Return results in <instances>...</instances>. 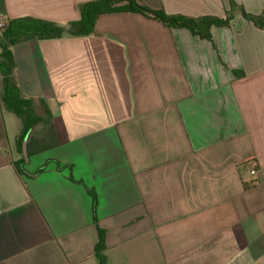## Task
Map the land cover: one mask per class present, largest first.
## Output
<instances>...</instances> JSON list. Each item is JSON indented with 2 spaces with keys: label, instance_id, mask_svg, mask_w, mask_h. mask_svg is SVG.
Masks as SVG:
<instances>
[{
  "label": "crops",
  "instance_id": "1",
  "mask_svg": "<svg viewBox=\"0 0 264 264\" xmlns=\"http://www.w3.org/2000/svg\"><path fill=\"white\" fill-rule=\"evenodd\" d=\"M89 1L0 0V20L66 25ZM138 1L199 33L229 8ZM94 30L12 47L17 85L46 102L59 146L19 175L22 124L0 100V264H99L93 216L107 264H264V30L236 15L211 42L132 12Z\"/></svg>",
  "mask_w": 264,
  "mask_h": 264
},
{
  "label": "trees",
  "instance_id": "2",
  "mask_svg": "<svg viewBox=\"0 0 264 264\" xmlns=\"http://www.w3.org/2000/svg\"><path fill=\"white\" fill-rule=\"evenodd\" d=\"M228 1L229 8L225 13V18L210 19L203 33L198 32V24L194 20L185 19L179 21L170 18L162 11L151 10L138 0H93L80 4L78 6L80 19L69 22L66 25L41 21L35 18H18L8 21L6 26L0 31V100L4 108L16 116L22 124V130L16 138L15 148L20 156L19 161L17 160L14 164L18 174H26L24 167H26L27 162L22 155L21 148L29 130L32 131L26 148L28 158L57 148L59 143L55 134L53 115L46 102L42 99L34 101L33 99L25 98L17 85L15 79L16 63L12 52L13 46L31 40L49 41L87 37L95 34L94 26L99 17L106 14L126 12L141 14L171 29L186 28L193 36H198L211 42L212 38L209 29L211 27H230L231 21L236 15H240L243 20L252 23L258 30H264V9H262L260 14H250L245 12L244 8L234 0ZM232 73L239 80L245 79V74L242 71L233 70ZM36 104L42 111L41 115L37 113ZM88 193L95 203L94 194L90 191ZM92 220L98 235V241H96L94 247L95 256L99 264H107V258L104 254L105 231L98 228L95 216H93Z\"/></svg>",
  "mask_w": 264,
  "mask_h": 264
},
{
  "label": "water",
  "instance_id": "3",
  "mask_svg": "<svg viewBox=\"0 0 264 264\" xmlns=\"http://www.w3.org/2000/svg\"><path fill=\"white\" fill-rule=\"evenodd\" d=\"M32 130H29V132L27 133L25 139H24V142H23V146L21 148L22 150V155L24 157V159L26 160V162L29 160V158L27 157V151H26V148H27V143H28V139H29V136H30V133H31Z\"/></svg>",
  "mask_w": 264,
  "mask_h": 264
},
{
  "label": "built area",
  "instance_id": "4",
  "mask_svg": "<svg viewBox=\"0 0 264 264\" xmlns=\"http://www.w3.org/2000/svg\"><path fill=\"white\" fill-rule=\"evenodd\" d=\"M5 27L3 20H0V29H3ZM254 170L251 172V174H254Z\"/></svg>",
  "mask_w": 264,
  "mask_h": 264
},
{
  "label": "rangeland",
  "instance_id": "5",
  "mask_svg": "<svg viewBox=\"0 0 264 264\" xmlns=\"http://www.w3.org/2000/svg\"><path fill=\"white\" fill-rule=\"evenodd\" d=\"M2 29H0V31H1Z\"/></svg>",
  "mask_w": 264,
  "mask_h": 264
}]
</instances>
